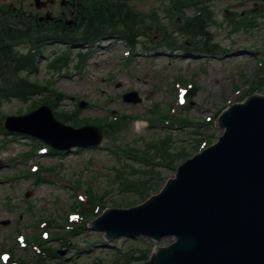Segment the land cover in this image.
<instances>
[{
    "label": "rangeland",
    "instance_id": "374dc122",
    "mask_svg": "<svg viewBox=\"0 0 264 264\" xmlns=\"http://www.w3.org/2000/svg\"><path fill=\"white\" fill-rule=\"evenodd\" d=\"M117 1L125 5L122 12L112 8L108 17L119 20L120 14L131 11L134 20L142 22V44L133 49L122 37L91 43L82 40L84 22L68 26L69 42L32 45L44 35L63 37L60 30L47 24L13 44L22 53L32 49L41 52L39 69L30 77L44 86L50 84L48 89L56 97L52 109L58 119L67 117L65 123L73 127L78 122L98 127L104 137L98 148L77 147L67 154H56L34 150L37 142L29 138L0 136V161L5 164L0 169V264H11L7 253L13 259H30L31 253L39 251L33 241L45 240H51L45 247L51 255L47 262L52 264H114L119 253H133L142 259L141 251L149 258L156 242L146 237L122 236L106 246L103 233L87 227L71 232L84 222L73 224L70 215L78 213L85 192L101 195L105 209H125L142 202L138 196L122 192L121 179L133 173L122 166L115 153L131 147L147 151L146 144L162 136V129L150 127L151 115L170 111L198 123L165 131L173 135L175 152L185 151L188 159L198 151L197 140L209 135L214 143L222 134L213 124L224 108L252 94L264 96V0H183L197 4L185 11L179 10L181 4L172 7V0ZM59 2L39 14H59ZM10 3L13 14L38 13L33 0H9L3 7ZM198 6L205 8V39L196 31L185 30L188 17ZM107 24L112 27L111 22ZM115 27L122 30L120 25ZM171 41L176 44L169 45ZM169 46L176 50H169ZM60 60L62 70L48 67ZM182 86H196L191 96L188 91L185 104L178 96ZM132 91L142 97L139 104L122 99ZM33 106L34 102L17 100L4 103L3 119L24 115ZM116 117H125L116 131L108 133L99 127L100 122ZM33 165L40 168L30 174ZM163 172L168 177L176 174L169 169ZM95 212L101 213L102 207ZM172 240L163 237L157 245L165 246ZM140 261L132 260L131 264Z\"/></svg>",
    "mask_w": 264,
    "mask_h": 264
},
{
    "label": "water",
    "instance_id": "95a60500",
    "mask_svg": "<svg viewBox=\"0 0 264 264\" xmlns=\"http://www.w3.org/2000/svg\"><path fill=\"white\" fill-rule=\"evenodd\" d=\"M35 2L38 9L50 3ZM124 99L141 102L136 92ZM222 113L213 124L224 129L217 144L181 165L161 193L137 207L106 209L91 229L104 231L109 240L175 238L168 247L157 241V252L145 264H264V96H250ZM4 126L58 150L102 140L98 128L64 125L48 106L9 116Z\"/></svg>",
    "mask_w": 264,
    "mask_h": 264
},
{
    "label": "trees",
    "instance_id": "16d2710c",
    "mask_svg": "<svg viewBox=\"0 0 264 264\" xmlns=\"http://www.w3.org/2000/svg\"><path fill=\"white\" fill-rule=\"evenodd\" d=\"M175 1L177 2L176 6L181 4L180 8L183 9L197 5L195 4L196 2L184 4L182 0ZM90 2L91 5L89 7L92 10L87 13V24L83 33V39L91 43L106 37L120 36L129 41L131 45L139 43L137 38L144 35L141 31L143 25L139 20H134L131 11L120 14L119 20H116L115 16L108 17L109 11L112 8L119 10L121 13L125 6L124 4H118L117 0H114L113 3H110L109 0H91ZM204 12L205 8L198 6L194 13L195 15L188 19V23L185 24V30L196 31L201 39H205L208 35ZM107 22L112 23V29L108 27ZM119 25L122 27L121 31L115 27ZM32 27L33 29L36 28L33 21L23 16H16L12 13L5 12L0 8V81L2 82V85H0V108L6 101L19 100L28 102L37 97L42 98L43 103L49 105L55 102V96L47 86L29 78L32 73L37 72L38 55L32 51L21 53L13 47V43L16 40L28 37V32ZM43 38L41 41L45 40ZM168 44L176 43L171 41ZM56 63L52 68L61 69L63 65L59 64V61ZM171 117L176 118L174 116ZM156 121L157 125L170 128V126L165 125L167 122L164 116L158 117ZM167 121L169 124L173 123L169 118ZM0 131H4L1 121ZM172 145L174 144L171 143L170 135L168 137L163 135L159 139V142L148 145L147 151L131 148L125 156L133 162H137L138 168L134 170V177L131 176L130 178L124 179L122 186L124 192L136 193L141 199H145L147 196L159 191L165 181L164 168L172 169L173 166H178L186 156L185 151L175 152ZM152 150L154 151L151 152ZM157 166H160V171L157 170ZM93 206L94 203L89 198V202L84 207L86 218L93 216V213H91ZM137 258V260H144L147 256L142 259L140 257ZM119 262L126 263L121 256L117 257L116 263ZM21 264L49 263L46 257L38 254V256L33 255L31 261H23Z\"/></svg>",
    "mask_w": 264,
    "mask_h": 264
},
{
    "label": "flooded vegetation",
    "instance_id": "af4514ba",
    "mask_svg": "<svg viewBox=\"0 0 264 264\" xmlns=\"http://www.w3.org/2000/svg\"><path fill=\"white\" fill-rule=\"evenodd\" d=\"M57 2V0H56ZM55 2V3H56ZM60 14L56 17L55 24L57 25V28H61V29H65L66 28V18H67V11L68 12H72L71 17L74 21L78 22L80 19V15L76 14L75 12H78L79 9V5L76 4L75 0H67L65 1V3L63 4V1L61 3L60 1Z\"/></svg>",
    "mask_w": 264,
    "mask_h": 264
}]
</instances>
